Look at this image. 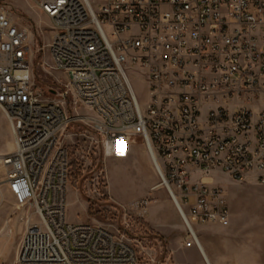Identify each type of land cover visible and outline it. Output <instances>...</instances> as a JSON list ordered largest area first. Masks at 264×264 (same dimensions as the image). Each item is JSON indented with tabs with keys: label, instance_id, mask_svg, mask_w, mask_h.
<instances>
[{
	"label": "built area",
	"instance_id": "1",
	"mask_svg": "<svg viewBox=\"0 0 264 264\" xmlns=\"http://www.w3.org/2000/svg\"><path fill=\"white\" fill-rule=\"evenodd\" d=\"M34 2L52 21L50 66L67 79L53 96L35 86L32 28L0 1V108L14 136L0 186L24 224L14 260L0 264H146L125 233L67 218L76 123L92 128L105 156L124 157L142 139L184 246L201 250L194 221H231L226 190L204 178L264 185V0Z\"/></svg>",
	"mask_w": 264,
	"mask_h": 264
},
{
	"label": "rangeland",
	"instance_id": "2",
	"mask_svg": "<svg viewBox=\"0 0 264 264\" xmlns=\"http://www.w3.org/2000/svg\"><path fill=\"white\" fill-rule=\"evenodd\" d=\"M0 1L9 3L20 22L32 28L33 81L39 90L53 96L49 90L57 89L67 78L64 72L50 66L52 58L47 45L52 33L50 17L36 6L34 0ZM133 82L138 96L145 100L146 85L139 74L133 73ZM77 109L84 112L80 106ZM69 110L72 112L73 109L69 106ZM66 143L71 161L67 192L70 222H98L125 233L134 244L142 247L140 250L147 252L146 264H207L196 246H184L186 229L178 212L176 221L181 226H172L171 207L167 205L171 199L166 189L159 185V175L141 138L130 146L126 156H105L92 128L76 123L70 128ZM13 149L14 136L0 108V179L6 173L1 157ZM215 175L218 182L206 178L209 176L205 177L206 181L220 184L226 190L231 221L226 226L194 221L201 243L214 264L263 263L264 185L236 181L222 173ZM219 178L224 179L220 181ZM152 187L155 188L152 190ZM140 198H151L146 210L133 206ZM13 208L14 199L3 188L0 210L12 212ZM22 234L17 235V249ZM14 258V253L2 256L6 261Z\"/></svg>",
	"mask_w": 264,
	"mask_h": 264
},
{
	"label": "crops",
	"instance_id": "3",
	"mask_svg": "<svg viewBox=\"0 0 264 264\" xmlns=\"http://www.w3.org/2000/svg\"><path fill=\"white\" fill-rule=\"evenodd\" d=\"M215 177L217 178V176L214 174L206 178H209L213 180L214 182H218L216 181ZM4 178L5 177H2L0 181L4 180ZM219 179L221 181V179H224V178H219ZM3 188L7 189L5 184H2L0 186V192L2 191ZM167 202H168L167 205L171 207L170 210L172 212V217H173L172 226L180 227L181 224L176 221L177 210H176L174 202L172 201V199L171 201L168 199ZM14 227H16V230L14 229ZM23 227H24V224L22 221L19 220L17 214L14 212V208L12 212H8L7 210H0V233H2V235L0 236V239H1L0 241V260H3L2 256L5 254L12 256V254L14 253L16 256L17 245H18L17 235L23 232L24 230Z\"/></svg>",
	"mask_w": 264,
	"mask_h": 264
},
{
	"label": "bare ground",
	"instance_id": "4",
	"mask_svg": "<svg viewBox=\"0 0 264 264\" xmlns=\"http://www.w3.org/2000/svg\"><path fill=\"white\" fill-rule=\"evenodd\" d=\"M204 180H206V178H204ZM200 244H201V247H202L201 250H200V252H201L202 256L204 257V259L206 260L207 264H214L212 262L210 256H209L207 250L204 248L203 244L201 243V241H200Z\"/></svg>",
	"mask_w": 264,
	"mask_h": 264
}]
</instances>
